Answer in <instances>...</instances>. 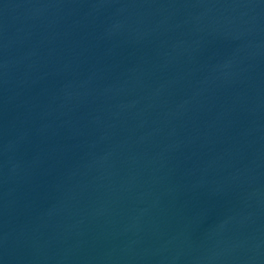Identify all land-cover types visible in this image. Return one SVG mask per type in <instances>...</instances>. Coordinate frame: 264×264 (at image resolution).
I'll use <instances>...</instances> for the list:
<instances>
[{
  "label": "water",
  "instance_id": "1",
  "mask_svg": "<svg viewBox=\"0 0 264 264\" xmlns=\"http://www.w3.org/2000/svg\"><path fill=\"white\" fill-rule=\"evenodd\" d=\"M0 264H264V0H0Z\"/></svg>",
  "mask_w": 264,
  "mask_h": 264
}]
</instances>
